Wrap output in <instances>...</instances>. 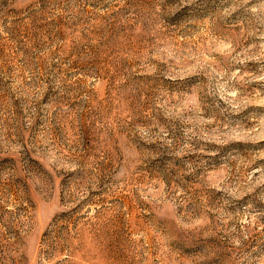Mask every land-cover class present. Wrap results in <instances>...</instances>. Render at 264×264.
Returning a JSON list of instances; mask_svg holds the SVG:
<instances>
[{
	"label": "rangeland",
	"instance_id": "374dc122",
	"mask_svg": "<svg viewBox=\"0 0 264 264\" xmlns=\"http://www.w3.org/2000/svg\"><path fill=\"white\" fill-rule=\"evenodd\" d=\"M5 184L0 264H264V0H0Z\"/></svg>",
	"mask_w": 264,
	"mask_h": 264
},
{
	"label": "trees",
	"instance_id": "16d2710c",
	"mask_svg": "<svg viewBox=\"0 0 264 264\" xmlns=\"http://www.w3.org/2000/svg\"><path fill=\"white\" fill-rule=\"evenodd\" d=\"M2 186L3 187L0 190V209L3 207L5 208V206L8 205V203H9L8 199L11 197H14L16 200H18L17 203L14 204L15 208H17V210H20V211H21V209L25 210L26 200H25L24 196L22 198L18 197V194H19L18 190H15L14 187L12 188L10 184H5ZM23 203L25 205H23ZM1 204H2V206H1Z\"/></svg>",
	"mask_w": 264,
	"mask_h": 264
}]
</instances>
